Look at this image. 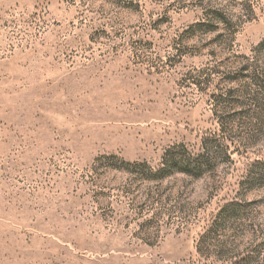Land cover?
<instances>
[{
	"label": "rangeland",
	"instance_id": "1",
	"mask_svg": "<svg viewBox=\"0 0 264 264\" xmlns=\"http://www.w3.org/2000/svg\"><path fill=\"white\" fill-rule=\"evenodd\" d=\"M264 264V0H0V264Z\"/></svg>",
	"mask_w": 264,
	"mask_h": 264
},
{
	"label": "trees",
	"instance_id": "2",
	"mask_svg": "<svg viewBox=\"0 0 264 264\" xmlns=\"http://www.w3.org/2000/svg\"><path fill=\"white\" fill-rule=\"evenodd\" d=\"M237 264H249V261H247V260H242V261H239Z\"/></svg>",
	"mask_w": 264,
	"mask_h": 264
}]
</instances>
